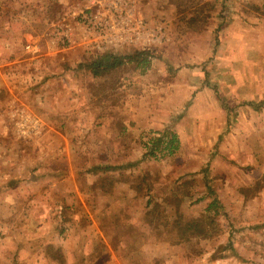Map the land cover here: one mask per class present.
Returning <instances> with one entry per match:
<instances>
[{
	"label": "rangeland",
	"instance_id": "1",
	"mask_svg": "<svg viewBox=\"0 0 264 264\" xmlns=\"http://www.w3.org/2000/svg\"><path fill=\"white\" fill-rule=\"evenodd\" d=\"M260 101L264 0H0V264H264Z\"/></svg>",
	"mask_w": 264,
	"mask_h": 264
},
{
	"label": "trees",
	"instance_id": "2",
	"mask_svg": "<svg viewBox=\"0 0 264 264\" xmlns=\"http://www.w3.org/2000/svg\"><path fill=\"white\" fill-rule=\"evenodd\" d=\"M147 53L148 52L136 51L134 54H124L123 55V54L105 52V53L100 54L96 58L92 59L87 64V67L90 69L91 73L94 76H100V75L108 73L111 70H114V69L120 67L121 65H123L126 62L137 61L138 63L141 62V63L147 64L148 60L145 56H143ZM248 104L251 105L255 110L264 108V101L248 102ZM164 134H166V136H168V135L170 136V139L167 142V144L166 143L164 144L161 141V138L156 139L155 142H153V144H152L151 150L147 152V153H149V155L155 156V154H154L155 150H158L161 146L165 149L167 148V152H166L167 155L174 154L175 151L178 149L179 141H178L176 134H172V132H170L169 130H164L163 135ZM212 206H214V203H211L209 205L210 208ZM204 220L205 219L203 216L195 219V221H201L200 225H202ZM187 226H188V228H191L194 226V224L190 223ZM201 227L200 228L196 227L195 231L201 230Z\"/></svg>",
	"mask_w": 264,
	"mask_h": 264
},
{
	"label": "crops",
	"instance_id": "3",
	"mask_svg": "<svg viewBox=\"0 0 264 264\" xmlns=\"http://www.w3.org/2000/svg\"><path fill=\"white\" fill-rule=\"evenodd\" d=\"M170 120H171V110H169V108L166 107V124H163L162 122L160 124L159 123H148V127L161 129V128L165 127V125H166V127L169 126L170 125ZM173 126H174V128H177V126L179 127L180 125L179 124H175ZM112 128H114V127H112ZM132 128L133 127H131V123H125V122H123L122 125H121V129L119 130V132H116V135L121 134L122 132H125L126 129H127V131H130ZM177 129H179V128H177ZM183 153H184V150H182L180 152V154H183ZM179 155H177L176 157H178ZM170 170L171 171L168 172V175H174L175 176L174 179L179 178V175L181 173V170L178 169V167L177 168H175V167L170 168ZM112 188H113L112 190L99 188L98 189V195H101L102 197H107L108 202L113 203V199L116 198V194H117L116 189L120 188V186H117V183L115 182L113 184V187ZM85 262H86V264H89L90 263L89 262V259H87Z\"/></svg>",
	"mask_w": 264,
	"mask_h": 264
},
{
	"label": "built area",
	"instance_id": "4",
	"mask_svg": "<svg viewBox=\"0 0 264 264\" xmlns=\"http://www.w3.org/2000/svg\"><path fill=\"white\" fill-rule=\"evenodd\" d=\"M91 18H92L91 22H93L94 24H96L99 27H102L101 29L103 30V34H105L102 36L100 44L103 42L115 44V43L122 41L121 40V37H122L121 32H117V29H116L117 25L115 24V22L107 21L105 18H100V17H98V14L92 16ZM100 20H103L104 22H101ZM99 48H100V45H99ZM151 136L152 137L150 139L152 140V143L156 139L161 138V141L164 144L165 143L167 144L168 139H170V137L168 135V136H166V141H165L162 138V134H160V133L159 134L154 133V134H151ZM150 143L151 142H145L146 146H148V147H149ZM151 148H152V146H151ZM163 150H165V149H163ZM157 152L158 151L155 150L154 154H158ZM166 152H167V148H166Z\"/></svg>",
	"mask_w": 264,
	"mask_h": 264
}]
</instances>
